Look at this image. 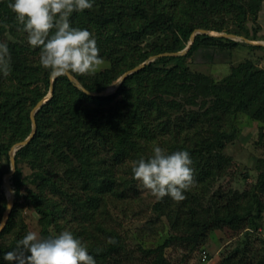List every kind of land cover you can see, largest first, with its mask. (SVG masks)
<instances>
[{
	"label": "trees",
	"instance_id": "trees-1",
	"mask_svg": "<svg viewBox=\"0 0 264 264\" xmlns=\"http://www.w3.org/2000/svg\"><path fill=\"white\" fill-rule=\"evenodd\" d=\"M261 2L95 0L91 9L73 12L69 19L95 36L108 65L94 73L72 74L88 90L101 91L149 56L183 49L197 28L255 39L245 22L255 21ZM8 5L9 0H0V42L7 43L10 54L7 74L0 71V185L10 170L9 149L30 133V110L50 84V69L39 62V46L27 42L23 24ZM238 43L198 33L184 55L156 57L106 96L85 93L66 75L55 77L52 97L35 114V135L15 152L10 177L14 202L0 232V264H16L4 254L29 232L24 207L38 214L41 236L70 230L96 264H110L124 240L112 211L119 203L137 200L131 162L151 156L157 145L169 153L186 149L193 180L183 200L165 195L153 203L149 224L165 219L172 233L147 251L154 255L148 264H165L163 252L170 244L200 248L215 230L244 234L221 264H264V249L254 262L248 250L249 227L264 211V157L256 160L251 188L216 185L233 159L224 144L205 134V114L218 111L230 134L236 131L237 114L243 113L259 122V140L264 137V69L246 59L216 81L182 61L200 46L225 50ZM24 166L30 173H23ZM6 205L0 190V221Z\"/></svg>",
	"mask_w": 264,
	"mask_h": 264
},
{
	"label": "rangeland",
	"instance_id": "rangeland-1",
	"mask_svg": "<svg viewBox=\"0 0 264 264\" xmlns=\"http://www.w3.org/2000/svg\"><path fill=\"white\" fill-rule=\"evenodd\" d=\"M245 23L251 33L253 30L255 31L257 36L255 39L226 30L219 32L234 33L237 36H244L251 41L263 44H253L235 39L239 43L225 50H217L213 46H200L191 56L183 58L184 66H189L194 72L209 75L216 81L225 77L230 73L233 66L246 59H250L259 68L264 69V0L261 2V8L255 21L248 19ZM103 60L104 64L97 70L108 65V61ZM114 82L106 88L112 87ZM205 116L207 119L205 134L215 138L217 143L224 144L225 152L231 155L233 159L230 169L217 179L216 185L220 184L224 188L233 187L239 190L251 188L257 174L256 160L264 157V137L260 140L258 137L259 122L246 114L239 113L235 118L236 131L230 134L231 129L225 124L220 112H207ZM30 171L28 167L24 166V174H28ZM4 174L0 190L4 192L7 198V189L3 183ZM135 185L137 200L129 204L126 202L119 203L117 208L112 211L113 217L122 224V226L115 224L114 227L120 232L124 240L121 248L111 255L110 264H148L153 261L154 255L148 254L147 251L161 244L172 233L168 229L165 219L153 225L149 224L153 213L152 205L157 197L146 189L140 181H137ZM22 215L29 232L35 231L41 235L38 214L33 209L24 207ZM254 224L249 227L251 233L248 237V250L250 255H253L252 261L256 256L262 254L264 249V211L261 218L257 219ZM243 236V232L232 233L230 230H215L203 246L192 251L184 245L170 244L163 252L165 264H221L222 258L234 247L240 245ZM202 251L207 254L205 259H202Z\"/></svg>",
	"mask_w": 264,
	"mask_h": 264
},
{
	"label": "clouds",
	"instance_id": "clouds-1",
	"mask_svg": "<svg viewBox=\"0 0 264 264\" xmlns=\"http://www.w3.org/2000/svg\"><path fill=\"white\" fill-rule=\"evenodd\" d=\"M95 0H9V7L23 24L27 42L40 48L39 62L50 69V77L69 73H94L104 64L95 36L86 28L74 27L73 12L91 9ZM8 45L0 42V71L8 72ZM147 158L133 160L132 174L157 198L165 195L179 201L193 180L192 159L186 149L167 152L153 147ZM23 249V251H17ZM25 253H30L26 255ZM16 264H96L95 258L72 231L44 237L28 232L16 248L4 254Z\"/></svg>",
	"mask_w": 264,
	"mask_h": 264
},
{
	"label": "water",
	"instance_id": "water-1",
	"mask_svg": "<svg viewBox=\"0 0 264 264\" xmlns=\"http://www.w3.org/2000/svg\"><path fill=\"white\" fill-rule=\"evenodd\" d=\"M198 33H204V34H208L211 36H216V37H226V38H231V39H241L244 40L246 42L249 43H253V44H263L261 42H255V41H251L248 38L244 37V36H237L234 33H229V32H219V31H215V30H211V29H204V28H197L195 29L189 38L188 43L186 44V46L179 50V51H175V52H163V53H158L156 55H152L149 56L146 60H144L143 62H141L140 64L136 65L135 67L125 71L112 85V87H108L105 88L101 91H91L88 90L72 73L67 74L66 76L68 77V79L79 89H81L82 91H84L85 93L89 94V95H93V96H106L109 95L113 92H115L117 90V88L121 85V83L123 82V80L130 75L131 73L140 70L142 67H144L146 64H148L149 62L153 61L156 57L159 56H181L184 55L190 48L191 44L194 41V37L196 34ZM53 81L54 78L50 77V84H49V90L47 92V94L45 96H43L40 100L37 101V103L34 105V107L30 110V119H31V124H32V128H31V132L29 133V135L23 139L20 140L16 143H14L10 149H9V159H10V170L4 174L3 177V183L5 185V188L7 189V205H6V209L2 215L1 221H0V232L3 230L4 226L6 225V222L8 220L9 214L11 212L12 206H13V202H14V192H13V188L11 185V181H10V177L12 176V174L15 171V152L22 146L26 145L27 143H29V141L32 139V137L35 135L36 133V120H35V114L37 112V110L42 107L51 97H52V93H53Z\"/></svg>",
	"mask_w": 264,
	"mask_h": 264
},
{
	"label": "built area",
	"instance_id": "built-area-1",
	"mask_svg": "<svg viewBox=\"0 0 264 264\" xmlns=\"http://www.w3.org/2000/svg\"><path fill=\"white\" fill-rule=\"evenodd\" d=\"M207 256L206 252L205 251H202V259H205Z\"/></svg>",
	"mask_w": 264,
	"mask_h": 264
}]
</instances>
